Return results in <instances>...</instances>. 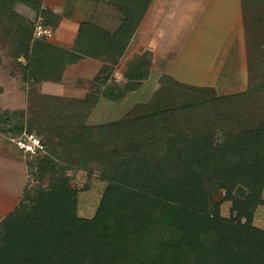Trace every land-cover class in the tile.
Segmentation results:
<instances>
[{
  "label": "rangeland",
  "instance_id": "rangeland-1",
  "mask_svg": "<svg viewBox=\"0 0 264 264\" xmlns=\"http://www.w3.org/2000/svg\"><path fill=\"white\" fill-rule=\"evenodd\" d=\"M59 1L61 0H42V4L54 8ZM242 1L246 11L243 13V19L245 18L246 24L250 22L252 26L244 47L245 58L240 70L241 76L236 78L226 73L220 76L223 68L219 67L225 64L226 72L230 67L229 62L224 61L221 56L210 59L203 54L201 58L194 59L196 51L199 50L194 44L195 40L185 46L184 49L189 50L179 63V67H182L183 63L186 70V65L191 64L190 74L172 69L180 55L179 49L177 52L174 45L177 39L187 35L188 29L193 30L194 14L187 29L185 28L187 31H183L182 37H179L182 33L180 31L177 39L175 36L166 50H161L154 42L153 36L148 35L147 29L136 28L117 60L111 55L109 58H106L107 55L104 58H80L63 67L60 72L61 80L57 84L48 85L24 79L26 71L23 65L27 60L15 40L19 29L13 24L0 25V109L11 110L12 118H15L16 114L17 120L24 121L25 130L32 126V131L44 138L50 153L60 150L64 156H70L68 159L73 166H66L64 173L72 176L71 168L78 169L71 177L72 188L77 190V215L92 218L107 194L108 197L112 196L111 201L120 198L121 190L114 187L109 191L111 180L103 177L105 173L112 174L116 168V171L122 173L127 171L125 179L136 183V192L144 190L151 193L153 190L158 191L159 186L162 187L164 183L167 184L166 175L174 165V160L169 162L164 152V138L168 135L164 137L156 130L168 126L166 116L170 121L173 114L180 113L186 122L183 126L187 128L181 125L177 128L181 137L187 140L190 132L197 141L206 138L203 143L207 144V149L200 152L210 153L208 160H203L200 165L204 187L185 191L182 195L183 202L187 208L193 207L211 214L212 207H204V203L211 204V201H214L220 204L223 217H236L237 212L232 210V200L226 198L227 188L222 184L223 177L217 174V171L228 170L216 165L217 156H222L223 152L234 145V136L242 134V131L245 132L250 127L258 128V131L264 133V0ZM79 2L82 9L77 15H74L75 10L69 9L70 6L64 2L65 9L59 13L69 14L71 17L74 15L76 23L70 26L64 22L54 27L48 41L68 46L67 48L74 47L75 33L78 30L75 25L82 20L80 17L96 19L94 11L98 10L96 1ZM16 10L28 18L30 26L36 25L41 19L23 3H18ZM115 13L118 16L113 18L121 16L118 11ZM197 15L201 18L205 14L199 12ZM191 34V31L188 32V35ZM196 35V32L193 33L192 38ZM203 68L212 69L215 73L218 70L220 77L211 76L212 73L206 74ZM235 73L238 75L239 71ZM232 79L239 80V84H230ZM7 126V123L0 120V130H7ZM206 126L209 129H205ZM14 133L16 132L12 135H15ZM78 135L82 136L80 151L71 147ZM9 146L14 147L10 142ZM131 154L135 155L136 160L131 161ZM46 155L45 152L32 157L27 154V161L44 160ZM53 169L54 174L48 172ZM183 171L184 176L187 174L185 166ZM40 175V178L30 180L31 195L25 200L26 204L23 202L19 208L22 211L21 226H16L20 224L14 221L1 225L0 255L10 249L5 245L9 243L11 234H21L23 224L37 215V205L44 197L43 192L60 172L54 165L50 170H42ZM130 177L132 179H129ZM228 178L229 176L226 179ZM232 194L244 200L249 194V188L245 183L236 182ZM261 198L264 199V189L261 191ZM143 207L153 210L151 213L154 224L147 230V233L153 234L151 242L166 243L168 238L174 240L178 225L173 217L174 211L167 209L169 207L164 201L157 209L154 203L152 208L148 202L144 203ZM246 220V217L242 218V222ZM252 224L264 228V203L255 207ZM202 243L206 244L204 247H210L206 240L197 245ZM204 247L202 251V247L197 250V255L206 256L203 253ZM16 248L19 249L17 245ZM204 260L217 264L212 250Z\"/></svg>",
  "mask_w": 264,
  "mask_h": 264
},
{
  "label": "trees",
  "instance_id": "trees-1",
  "mask_svg": "<svg viewBox=\"0 0 264 264\" xmlns=\"http://www.w3.org/2000/svg\"><path fill=\"white\" fill-rule=\"evenodd\" d=\"M92 1H105L119 8L122 13L120 26L117 30L110 31L93 19H83L79 23L74 47L67 48L48 41L50 38L34 37L35 24L30 26L28 18L19 14L16 5L23 3L31 8L38 19L41 17L42 24L51 30L57 27L62 14L48 6L44 7L42 0H0V25L13 24L19 29L15 40L27 60L24 65L22 64L26 71L24 74L26 81L58 82L61 80L60 72L63 67L83 57L104 58L107 55L106 58H109L111 55L117 60L152 2V0ZM244 9L243 6L245 14ZM245 26L247 27L245 32L250 35V22L245 23ZM11 113L13 112L9 109H0V120L8 124V132L12 134L16 132L14 134L18 136L25 130V124L23 120H17L16 114L15 118H12ZM165 120L168 126L156 131L164 137L168 135L164 138L163 144L166 146L164 152L169 162L171 159L174 160V165L166 175L167 184L164 183L162 187L159 186L158 191L153 190L151 193L144 190L136 192L134 185L136 183L125 179L127 171L122 173L116 171V168L112 174L105 173L103 177L111 180L109 191L115 187L121 190L122 195L114 201H111V195L108 197L107 194L103 197L92 218L80 217L76 213L77 190L72 188L71 177L78 172V169L71 168L72 176L64 173L66 166L72 165L71 160L68 159L70 156H64L60 150L50 153L46 141L41 136L45 144L43 152L47 155L43 157L44 160L27 161V155L24 154L28 164V183L20 203L3 219L0 228L1 225L12 221L20 224L16 226H21L22 211L19 208L22 207L23 202L24 205L26 204V199L31 195L30 180L40 178L42 170L46 168L50 170L54 165L60 175L53 179L44 192L42 191L44 197L37 205V215L23 224L24 229L21 234H11L9 243L5 245L10 249L0 255V264H89L92 262L93 264H211L204 260L211 250L215 254L217 264L264 263V228L252 224L255 207L259 203H264V199L261 198V191L264 189V133L258 131V128L250 127L247 131H242V134L234 136L236 141L234 145L223 152L222 156H217L216 165L228 170L217 171V174L223 177L222 184L227 188L226 198L232 200V210L237 212L235 218H225L221 215L220 204L217 202L204 203V207H212L211 214L205 210L187 208L183 202L182 195L185 191L204 187L200 165L203 160H208L210 153L200 152L207 149V144L203 143L206 138L197 141L190 132L187 140L181 137L177 128L186 122L181 118L180 113L173 114L170 121L166 116ZM31 127L26 130L33 132ZM205 129L209 127L206 126ZM193 131L195 132L194 129ZM81 138L82 136L78 135L71 147L80 151ZM130 158L131 161L136 160L133 154ZM184 166L187 174L183 176ZM48 172L54 174V169ZM236 182L245 183L249 188V194L244 200L232 194ZM167 185L169 188H165ZM140 199L148 202L151 207L154 203L155 209L164 201L169 207L167 209L174 211L173 217L178 222L174 240L168 238L166 243L151 242L153 234L147 233V230L149 231V227L154 224L151 213L153 210L143 207L146 202L143 203ZM243 217L247 218L246 222H242ZM180 218L184 219L181 221ZM204 240L210 244L209 248L204 247L206 245L204 243L197 245ZM200 247H202L201 251L204 247L203 253L206 256L197 255Z\"/></svg>",
  "mask_w": 264,
  "mask_h": 264
},
{
  "label": "crops",
  "instance_id": "crops-1",
  "mask_svg": "<svg viewBox=\"0 0 264 264\" xmlns=\"http://www.w3.org/2000/svg\"><path fill=\"white\" fill-rule=\"evenodd\" d=\"M79 1L80 0H61L56 3L55 7L52 9L57 13L62 12L65 9L63 4L67 2L68 6H70L69 9L75 10L74 15H77L78 11L82 9V6H79ZM160 1L162 2L160 3ZM97 3L98 10L97 12L94 11L95 17L97 18L95 19L92 17L90 19L95 20L107 30H117L122 21L121 10L116 8L113 4L105 1H98ZM43 6L45 7V5ZM159 7H161V9H159ZM116 11L121 14L117 19H115L118 16L117 13H115ZM199 12H204L205 15L198 18L197 13ZM61 14L62 17L59 20L58 25H62L66 22V25L74 26L73 24L76 23L73 19L74 15L71 17L69 14ZM193 14L194 18L192 17ZM191 18L194 20V25L192 26L193 30L188 29L187 31L186 27H188ZM80 19L83 20L85 18L80 17ZM75 28L79 29L78 22L77 25H75ZM141 29H147L148 35L150 34V36H153L154 42L161 47L162 51L170 47L175 36L177 39V34H179L180 31H182V33L179 37H182L183 31H187V35L182 39H177V43L174 45L176 51L178 49L180 51H177L180 55L177 57L172 68L175 71L181 70L185 74L189 73L191 64L186 65V67H188L186 70L185 67L183 68L184 64L181 63L182 67H179V63L187 53V50H189L184 49L186 48L185 46L195 40L194 44L199 50L196 51L194 59L201 58V55L203 56V54L206 58L210 59L221 56L224 61L229 62L230 67H228L229 71L226 72L224 67L225 64H222L223 66L219 67L221 69L223 68L220 76L225 75V73L232 78L241 76L240 70L245 58L244 47L249 37V33L245 32L247 27L245 26L243 19L242 0H152L137 26V30ZM190 31L192 34L188 35V32ZM195 32L197 35L195 38H192V35ZM77 34L78 30L75 33V38L77 37ZM193 56L194 54L192 53L191 57ZM204 70L206 71V74L212 73L211 76L217 78L220 77L218 70L216 73L212 69L207 70L205 68ZM238 71L239 74L236 75L235 72ZM57 83L58 82L55 83L47 80H44L41 83L39 82V84L43 85ZM230 84L238 85L239 80L232 79ZM0 131L1 224L3 219L20 203L23 191L28 183V164L24 157V153L13 140V137L15 136L7 130ZM9 142L12 143L14 147H10Z\"/></svg>",
  "mask_w": 264,
  "mask_h": 264
},
{
  "label": "built area",
  "instance_id": "built-area-1",
  "mask_svg": "<svg viewBox=\"0 0 264 264\" xmlns=\"http://www.w3.org/2000/svg\"><path fill=\"white\" fill-rule=\"evenodd\" d=\"M52 35V30L45 27L39 20L34 29V37H47ZM16 145L24 154H29L31 157L42 153L45 149V144L40 135L36 132L24 130L22 134L13 137Z\"/></svg>",
  "mask_w": 264,
  "mask_h": 264
}]
</instances>
